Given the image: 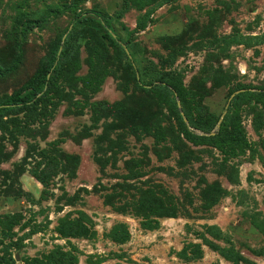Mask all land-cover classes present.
<instances>
[{
    "label": "rangeland",
    "instance_id": "1",
    "mask_svg": "<svg viewBox=\"0 0 264 264\" xmlns=\"http://www.w3.org/2000/svg\"><path fill=\"white\" fill-rule=\"evenodd\" d=\"M158 1L84 0L94 18L80 25L79 50L56 73L61 98L48 106L52 115L32 123L14 112L25 123L0 130V257L25 264L60 249L73 251L77 264H264V106L240 107L249 145L228 157L183 135L143 70L179 72L187 90L220 115L212 132L190 130L215 135L228 101L264 90V0ZM69 2L0 0V103L62 50L73 14L47 11ZM27 18L41 23L22 40ZM99 73L107 75L97 86ZM58 138L65 170L44 198L30 173L40 157L28 144L43 149ZM147 198L162 199L173 216L144 211ZM80 216L89 236L65 234Z\"/></svg>",
    "mask_w": 264,
    "mask_h": 264
},
{
    "label": "trees",
    "instance_id": "2",
    "mask_svg": "<svg viewBox=\"0 0 264 264\" xmlns=\"http://www.w3.org/2000/svg\"><path fill=\"white\" fill-rule=\"evenodd\" d=\"M166 1L168 0L158 1V5H161ZM83 2L84 0H70V2L63 5L62 8L48 9V15H57L62 10L71 12L73 14L72 23L74 24V28L66 35L62 50L59 54V46H57V49L53 50L46 58L35 76L25 83L19 91L15 92L8 101L0 103V130L7 129L9 123L16 126L25 123L20 117L11 116L14 112L23 113L25 119L30 120L32 123H40L46 117L52 115L53 112L52 110H48V106L54 104V101H52L53 98H61V91L56 86V73L60 71L59 69L66 62L71 61L75 53L79 50L77 38L81 34H85V27H82L84 25H80L87 20L91 21L94 18L91 12L83 7ZM153 10V7H151L143 14L142 18L138 21V28L142 29L145 27L146 20L149 18ZM101 16L103 19H108L105 15ZM40 23V20L32 18H27L22 22V27L19 32L21 39H26L29 31L34 29ZM104 36L110 44L115 45L120 58L124 56L126 57L122 43H120V41L115 38L109 30H106ZM124 43H129V39H125ZM56 62L57 64L55 65ZM53 68L54 71L52 75L48 77L47 75ZM132 69L134 68L132 67ZM143 70H147L146 74L152 79L150 83L152 87L149 89H151L160 101L173 113L178 121L181 132L188 140L196 144H211L220 149V151L228 157L237 156L248 147L249 143L246 132L240 119V107L244 103L253 100L264 106V90L258 92L245 91L235 95L230 101L228 112L224 116L216 134L201 136L192 132L189 126L210 133L216 127L220 115L211 113L208 106L205 105L200 98L187 90L183 83V77L179 72L161 71L156 69V67H147ZM106 75V73L95 75L97 86L103 82ZM177 97L180 100L181 110L184 112V116L188 119L189 125L184 121L181 110L177 105ZM6 116L11 117L5 119ZM61 142V138L55 139L48 143L47 147L43 149L35 144H28V152H38L37 155L40 157V160L36 165L30 169V173L45 187L42 192L44 198H46L45 195L48 193L46 189L49 186V183L65 170L61 160V157L64 156L60 147ZM33 156L34 154L28 156V158H32ZM25 170L26 169H24L22 173ZM74 203L75 197L72 201H69L67 205H73ZM141 208L152 214L173 216L170 211H166L165 204L160 198H147L142 200ZM84 218V216H80L72 219L68 223L69 225L64 233L66 234L69 230L68 232L70 235L74 237L79 235L89 236L88 234H90V230L84 224ZM11 220L12 223H17L19 221L17 215L11 216ZM12 261V257H0V264H13ZM77 262L78 257L73 254V251L58 249L51 251L42 258L29 259L25 264H77Z\"/></svg>",
    "mask_w": 264,
    "mask_h": 264
},
{
    "label": "water",
    "instance_id": "3",
    "mask_svg": "<svg viewBox=\"0 0 264 264\" xmlns=\"http://www.w3.org/2000/svg\"><path fill=\"white\" fill-rule=\"evenodd\" d=\"M238 92H239V91H237L236 93H238ZM236 93H234V94L231 96V99H232V97H233ZM231 99H230V100H231ZM229 102H230V101H228V104H229Z\"/></svg>",
    "mask_w": 264,
    "mask_h": 264
}]
</instances>
